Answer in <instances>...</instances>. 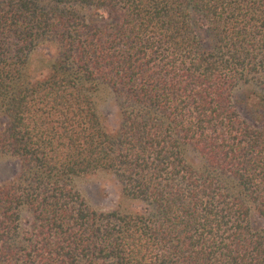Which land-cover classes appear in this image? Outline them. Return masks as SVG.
<instances>
[{
  "label": "trees",
  "instance_id": "trees-1",
  "mask_svg": "<svg viewBox=\"0 0 264 264\" xmlns=\"http://www.w3.org/2000/svg\"><path fill=\"white\" fill-rule=\"evenodd\" d=\"M2 156L0 264H264V0H0Z\"/></svg>",
  "mask_w": 264,
  "mask_h": 264
},
{
  "label": "rangeland",
  "instance_id": "rangeland-1",
  "mask_svg": "<svg viewBox=\"0 0 264 264\" xmlns=\"http://www.w3.org/2000/svg\"><path fill=\"white\" fill-rule=\"evenodd\" d=\"M49 49L48 47L40 49L36 58H43ZM41 54L43 56H40ZM248 93L246 88H240L236 92V101L244 116L254 117L251 107L252 103L248 100ZM99 106L108 119V123L115 126L119 122V113L114 98L104 95L100 100ZM19 166V162L15 158L9 156L0 157V184L10 181L17 174ZM76 186L90 205L96 209H114L123 200L121 187L117 179L107 171H98L77 177Z\"/></svg>",
  "mask_w": 264,
  "mask_h": 264
}]
</instances>
